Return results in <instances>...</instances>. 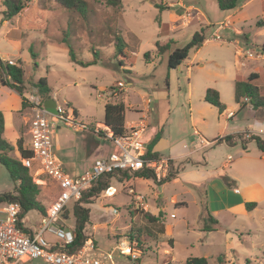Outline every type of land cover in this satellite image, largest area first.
Returning <instances> with one entry per match:
<instances>
[{
  "label": "rangeland",
  "instance_id": "rangeland-1",
  "mask_svg": "<svg viewBox=\"0 0 264 264\" xmlns=\"http://www.w3.org/2000/svg\"><path fill=\"white\" fill-rule=\"evenodd\" d=\"M25 1V8L16 20L27 35L23 42L24 47H28L23 49L21 64L25 90L30 94L32 102L40 100L34 83L44 78L54 90L55 96L52 99L55 103L75 110L76 121L90 128L103 121L106 103L122 102L127 108V123L137 121L139 118L135 113L141 114L145 109L149 125L166 130V140L161 145L163 155L168 154L173 142L177 143L175 149L181 148L183 144L191 150L195 149L198 139L193 135L194 130L201 133L205 140H213L214 144L197 153L200 156L199 165L205 164L202 157L210 152L213 155L212 162L204 169L200 167L199 171L191 174V168L186 167L177 183H156L151 180L152 183L147 186V183L140 180L135 184V194L145 197L148 203H153L154 192L164 194L162 204L166 219L173 223L175 232L173 264L192 257H203L208 264H264V221L260 219H264L263 205L249 216L239 217V225L231 224L229 219L223 222L221 219L217 232L205 234L196 228V225L203 228L204 224L199 217L204 209H210L207 183L216 177V173L211 172L213 169L227 161L222 176L229 185L231 173H242V183L253 179L264 181L262 153L251 139L254 134L247 131L249 129L256 133L253 125L264 124V108L253 109L250 104L241 108L240 103L235 102L236 77L246 80L256 71L259 77L252 84L259 88L260 95L264 97V54L260 51L262 40L258 37V29H264V0L251 2L246 7L249 21L236 26L228 22L224 27L221 25L226 22L224 14L228 12H220L216 0H121L119 8H111L98 0H85L88 8L86 18L62 8L54 0ZM27 17L30 18L28 21ZM2 20L0 15V22ZM26 22L31 23L30 26H23ZM201 29L204 30L205 43L199 49L189 50L188 57L168 79L167 89L166 59L164 55L156 54V44L163 46L170 43V51L182 48L190 42L193 33ZM4 30L0 24V56L16 59L14 55L6 54L7 51L13 52ZM213 34L218 35L219 39ZM116 37L122 54L116 48ZM69 51L81 62H95L89 66L75 64L70 59ZM147 53L149 58L145 57ZM117 82L128 85L114 94L111 88ZM207 89L218 93L224 109L230 110L235 116L232 120L227 112L219 114L217 109L204 102ZM57 126V145L54 141V151L60 160L62 146L66 145L78 152L79 143L84 137L93 140V145L100 147L99 150L105 151L110 147V141L93 138L88 131L79 134L61 122ZM224 130L227 135L234 137L230 140L232 144L219 142L218 134ZM10 155L18 158L14 153ZM135 175L129 173L126 177L133 178ZM42 179L44 183H36L39 185L37 201L46 209L56 198L58 190L50 178L43 176ZM131 183L111 177V187L118 191L114 199L103 201L101 207L95 198V202L87 206L90 216L85 226L86 237L95 242L98 248L111 250L115 244L114 231L129 236L136 234L139 229L145 235L148 234L147 229H140L139 221L131 219L130 213H140L139 207H128V191L133 189ZM13 187L8 172L0 164V195L10 192ZM173 194L179 200L186 201L188 207L176 208L171 205L169 197ZM102 195L100 193L98 197L102 198ZM71 208L72 202L66 206L69 213L65 211L61 217L65 218V228L75 235ZM113 208L117 211L112 212ZM172 213L175 219L169 218ZM41 217L39 211L30 210L20 217L21 227L25 232L30 231L35 235L39 232ZM183 219L188 228L184 227ZM225 227L231 242L226 240ZM43 237L49 243L60 244L49 233H44ZM124 240L129 241L128 237H124ZM228 243L233 246L229 252ZM142 246L141 242L135 245L141 251L140 258L143 255L139 258L141 264H157L161 261L162 253L156 258L149 249L159 245L150 241ZM224 255L228 259H224ZM117 256L120 264L134 263L126 256ZM19 264L45 263L41 259H32Z\"/></svg>",
  "mask_w": 264,
  "mask_h": 264
},
{
  "label": "crops",
  "instance_id": "crops-1",
  "mask_svg": "<svg viewBox=\"0 0 264 264\" xmlns=\"http://www.w3.org/2000/svg\"><path fill=\"white\" fill-rule=\"evenodd\" d=\"M254 1H257V0H247V1H245V3H243V5L238 10L224 14L226 22L221 26L222 27L226 26L228 22H230L231 24L235 23L234 26H236V25H241V24L249 21V17L247 15V12L245 9L247 6L250 5L251 2H254ZM260 5H261V3H260ZM262 13H264V10H262ZM16 17L17 16L14 17L15 20H16ZM14 19L2 20L0 22V24L4 29H6V30H4V34L6 36L5 38L7 40V43L11 47L12 52H13V53H11V52L7 51L6 54H8V56L14 55L16 59L3 58L1 56H0V59L4 62L12 61L17 66L18 62L23 63V61H22L23 49L27 48L28 46L24 47V42H23V38L27 37V35H25L24 31H22V29L20 28V26H21L20 22H17V20L15 21ZM29 19L30 18L27 17L26 20L28 21ZM30 24H28L26 22L23 26L27 27V26H30ZM258 37L261 38V40H262L261 42L263 43L264 42V29L263 30L258 29ZM156 54H157V51H156ZM157 55H159V54H157ZM163 55L165 56V59H166L167 53L162 54V56ZM22 68H23V66H22ZM173 72H174V70H170L167 73L169 79H171ZM252 73H256L259 77V74L257 71L252 72ZM129 84H131V82ZM47 85H48V83H47ZM54 96H55L54 90L51 88L50 98H53ZM24 97L27 98L29 101H31V96L29 93L26 92V90L24 91ZM144 110H142L141 114H140V112L135 113V114L139 118L138 120L143 119L147 123V125L149 127V138H150V140L155 136V134L157 133V131L159 129L162 130L161 138H160L159 142L157 143V145L154 147L153 151L157 152L161 159L168 160V165L170 167L172 165L175 168V169H172V167H171V173L174 174L175 177L173 179H170L169 181H171L173 183L179 182V176H180V174H182V171H184L186 167L191 168L190 172H191V174H193L195 171H199L200 167H203V169H204V167L209 166V162H212V160H213V155L211 154V152L208 153V155L206 157H202V159L205 162L204 165H199L200 156L197 153L202 151L203 149L211 146L212 144H214L213 140L212 141L205 140L201 133H199L197 130H194L193 135H195L198 139V142L195 144L196 147H194L195 149L191 150L188 146H186V144H183V146L181 148L175 149L177 147V143L173 142V143H171L173 145H171V147L168 150V154L163 155V150H162L161 145L163 146V143L166 140V130H164L160 126H158V127L150 126L148 123L149 117L148 118L146 117ZM231 111H233V110H231ZM0 112L2 113L3 121H4L3 137L11 146L14 147L13 153L15 155L19 156V153H18L17 148H16L17 141L19 139H22L24 148H28V146H29V139H28V133H27V130H28L27 121L29 119L30 114H29L28 108H23L22 97L19 95V93L17 91H15L14 89L5 87V86H0ZM224 112H227V116H229L230 110H228V111L224 110ZM140 117H144V118H140ZM234 117L235 116H233L230 119L232 120ZM102 122L96 123V124L105 126ZM127 124L128 123L126 122V114H125V126H127ZM263 126H264V124H254L253 129L256 133H253L252 130L249 131V129L247 131L251 132L254 135H259L261 138H264ZM92 128H94V126H92ZM88 132H89V135L91 137H93V138L96 137L100 141L102 140L92 130L88 131ZM79 134H85V132L79 133ZM218 136L220 139H222L228 135H227L226 131L224 130V131H221V134L219 133ZM55 140L56 139H55V135H54V141ZM202 140H204L205 142H203ZM206 142H208L209 144L206 145ZM219 142H223V140H221ZM79 144L80 145L78 148V150H79L78 152L73 151V149L71 150L66 145H65V147L62 146V148H61V155H62L61 161H62L63 167L68 174H70L71 176H74V177L81 175L88 168H90V166L92 165V163L95 159L102 158L103 156L107 155L112 150V144L111 143H110V147H108V150L102 151V150H99L100 147H97V145H93L94 144L93 140H91V139L89 140L86 137H84ZM56 145L57 144L55 141V146ZM203 156H204V154H203ZM227 158H229V156ZM261 161L264 162V155L263 154L261 156ZM183 163H186V164L184 166H182ZM227 163L228 162L225 161V163H223L221 167H217L211 171L214 174L216 173V177L212 178L210 181L208 180V183H207V188L209 190V194H208L209 207H210L209 214L217 223L216 224H210L209 223L210 227L212 229L211 231H203V228L197 227V225H196V228H199L197 230H199L202 233L211 234V233L217 232V230H219L218 227L221 224V219H222V222H223V220L225 221V219H229V220H231V221H229L231 224L239 225V222H241L238 220L239 217H241V216L247 217L251 213H253L260 205L264 206V181H261L260 179H256V180L253 179V180L247 181L246 183H242V181H241L242 180V173H231L229 176L230 179L228 180L231 182L229 185L228 183H225V180L223 179L224 177L222 176L225 173L224 170L226 169V166L228 165ZM67 168H69V169H67ZM70 171L72 173H70ZM219 174H220V176H219ZM118 178L121 179V181H123V182L125 181L126 183H130L132 181L131 184H133V186H132L133 189H131V190H133V194H129V191H128V196H129L128 207H132V209H137L139 207L140 213H137L135 215L130 213L131 219L134 222L139 221L140 222V225H139L140 229L141 228L147 229L148 230V236L145 235L144 232L142 233V231L139 229L136 230V232H135L136 234H131L129 236L127 234H124V233L120 234V233H117V231H114L113 237L115 238V244L111 248V250L109 251L103 247L98 248L97 244L94 242L96 250L93 253V257L95 259L99 260L101 262V264H118L119 259H118L117 253H114L115 246L120 241H123L124 237H128L129 241L132 242L133 244H135L136 246L139 243V241L141 242V244L143 246L150 243V241L154 242L156 245H159V246H156L155 249L149 247V249H151L153 254H155L156 258L158 257V255L160 253H162V255H163V257L160 259L161 261L157 262V264H173V262H172L173 257L172 256L174 254V248H175V243H176L175 232H174L173 223L170 220H168V218L166 219L167 215L164 212V207L162 204L164 199H165L164 194L159 193V191L154 192L153 193V200H152L153 203H148L147 199L145 197H143L140 194H135V184L137 181L141 180V181L147 183V186H148V184L152 183L150 179H144L141 177H137V175H135V177L133 176V178H128L126 176L119 175ZM119 179H116V180L118 181ZM227 179H228V177H227ZM38 182H40L41 184L44 183L43 180H38ZM111 188L115 189L113 187H111ZM117 193H118V191L115 189V193L112 194L111 196H106L103 194L102 198L97 197L95 201L99 200L101 207H102L104 205L103 201H105V200L108 201V200L114 199V197L117 195ZM135 196L142 197V200L139 202L136 201ZM103 198H106V199H103ZM169 199H170L169 203L173 206H176V208L177 207L178 208H187L188 207L187 202L179 200L177 195H175V194L171 195L169 197ZM247 203H255V207L252 210L248 211L246 209ZM133 205H136L135 206L136 208H134ZM114 210H116V209L113 208L112 212ZM143 212L150 214L154 218L155 221L154 222H152V221L148 222L144 218V216L142 214ZM202 213H203V211H202ZM89 216H90V213H89ZM169 218L175 219V215L172 213L169 215ZM260 219H261V221H264L263 218H260ZM200 221H201V219H200ZM183 222H184V227L188 228V224H187L185 219H183ZM243 223H244V221H243ZM225 228H226L225 230L227 232L228 231L227 227H225ZM190 232L193 233L192 231H190ZM83 234L86 236L85 227L83 230ZM135 235H137V238L139 239V241H137V239H135V238L133 239V237H135ZM226 237H227L226 240H228V242H231V240L228 239V238H230V234L228 232L226 233ZM87 240H90V239L87 238ZM228 245H229L228 252L232 251L233 246L231 245V243H228ZM142 257H143V255L141 256V258ZM223 258L228 259V256L224 255ZM140 259L135 261L133 264H141ZM186 259H188V258H186ZM185 260L179 262V264H183ZM156 261H158V260H156Z\"/></svg>",
  "mask_w": 264,
  "mask_h": 264
},
{
  "label": "built area",
  "instance_id": "built-area-1",
  "mask_svg": "<svg viewBox=\"0 0 264 264\" xmlns=\"http://www.w3.org/2000/svg\"><path fill=\"white\" fill-rule=\"evenodd\" d=\"M213 36L219 39L218 35ZM7 63L15 66L12 61ZM125 85L128 84L117 82L112 87V93L116 94ZM32 101H29L32 107L28 108L30 115L27 121V149L31 152V157L21 159V163L28 169L35 163L37 169L34 177L47 176L57 186L58 193L45 209L39 232L35 235L30 231L25 232L21 227V206L18 202L0 204V264H19L32 259H41L45 264H101L93 257L96 248L91 240H85L73 253L67 251L66 248L73 244L74 233L63 224L61 214L64 208L70 202L80 200L82 194L97 184L102 176L114 172L136 173L149 167L158 181L166 179L169 176L168 160L145 158L150 138L149 127L143 119L128 123L124 134L114 135L106 126L96 124L91 129L88 125L77 122V115L70 108L55 103V114H52L43 107L44 101ZM233 116L230 112L228 117ZM60 122L77 133L92 130L98 137L110 141L112 150L102 158L95 159L90 168L81 175L71 176L65 171L54 151L55 130ZM114 193L115 189L111 187L103 192L106 196ZM129 194H133V190L129 189ZM135 200L139 202L142 197L135 196ZM44 233L54 236L60 244L47 242L43 237ZM114 253L126 256L133 262L139 260L141 255L135 244L127 240L117 243Z\"/></svg>",
  "mask_w": 264,
  "mask_h": 264
},
{
  "label": "trees",
  "instance_id": "trees-1",
  "mask_svg": "<svg viewBox=\"0 0 264 264\" xmlns=\"http://www.w3.org/2000/svg\"><path fill=\"white\" fill-rule=\"evenodd\" d=\"M62 8L74 11L80 17L86 18L88 14V8L85 0H54ZM104 2L107 6L111 8H119L121 0H98ZM245 0H216L217 8L220 12H233L239 9ZM25 0H0V15L4 20H11L15 16L21 13L25 8ZM116 48L119 54L121 52V45L117 42L118 38H115ZM205 41L204 30L195 31L192 35L190 42L182 48H175L169 50L170 43L165 45L156 44L157 54L162 55L167 53L166 67L168 72L170 70H175L180 64L188 57V52L190 49H199ZM63 42H65L63 40ZM260 51L264 54V42L260 46ZM69 56L72 62L81 66H89L95 62H81L75 58L72 51H69ZM146 58H149V54H145ZM119 62V61H118ZM258 78L256 73H251L246 80H240L238 77L235 79V102L240 103L241 108H245L247 104H250L253 109L264 108V97L259 93V88L252 84V82ZM168 74L166 75V88L168 89ZM0 86H5L14 89L22 97L23 108L32 107V103L29 102L27 98L24 97V91L26 89V82L24 79V70L22 68L21 62L18 65H9L0 59ZM34 87L38 92L40 100L43 102L45 99L50 98L51 88L47 85V81L44 78L39 79L34 83ZM113 88H111L112 90ZM247 99L248 102L245 103L243 100ZM204 102L208 105L214 107L218 110L219 114L224 112V106L219 100L218 93L213 89H207ZM126 106L122 103H106L104 106V116L103 124L111 130L114 135H122L125 130V114ZM76 114L75 110H73ZM4 131V121L2 113L0 112V164L6 169L12 180L14 187L10 192L3 193L0 195V204H6L11 201H16L21 206V216L30 210H37L39 213L44 215L45 209L37 201V196L39 194V185L36 184V178L33 172L37 169L35 165L31 169L25 168L21 159H26L31 157V152L23 147V140L19 139L16 144L17 151L19 153L18 158L12 157L10 154L13 153L14 147L11 146L3 137ZM162 130L159 129L155 136L150 140L147 146V151L145 158L148 159H160L157 152L153 151L154 147L157 145L161 138ZM234 137L231 135L225 136L219 141L223 140L226 143L232 144L230 142ZM251 139L255 141L258 149L264 155V138L258 136H251ZM243 144V142H242ZM32 171V173H31ZM137 177L144 179H150L156 183H163L173 179L174 174L169 173L168 178L163 181H157L153 171L149 167H145L142 171L135 173ZM119 175L128 176L129 172H114L107 176H102L97 184H95L89 191L82 194L80 200L72 202V219L74 220V241L73 244L68 246L66 249L68 252H75L78 247H80L85 240L86 236L83 234L85 225L89 222L90 210L87 205L94 202V199L98 197L100 193L111 187L110 181L111 177L119 179ZM45 175L38 176V180H43L42 177ZM255 207V203H247L246 209L248 211ZM68 209L64 208L61 215ZM69 213V211H68ZM148 222H154V218L148 213H142ZM62 218V217H61ZM64 218V217H63ZM62 218V219H63ZM65 219V218H64ZM201 221L204 223L203 231H211L210 224H216L217 222L211 217L207 209L203 210L200 215ZM143 233V232H142ZM148 236V234H147ZM132 237V236H131ZM137 238V235L133 239ZM140 242V241H139ZM183 264H208L207 260L203 257H192L184 261Z\"/></svg>",
  "mask_w": 264,
  "mask_h": 264
},
{
  "label": "water",
  "instance_id": "water-1",
  "mask_svg": "<svg viewBox=\"0 0 264 264\" xmlns=\"http://www.w3.org/2000/svg\"><path fill=\"white\" fill-rule=\"evenodd\" d=\"M43 107L50 113L55 114V101L52 98H47L43 102Z\"/></svg>",
  "mask_w": 264,
  "mask_h": 264
}]
</instances>
